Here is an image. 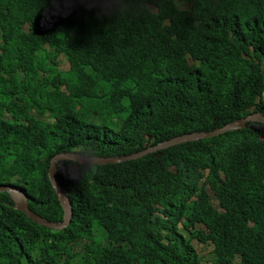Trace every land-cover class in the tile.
I'll list each match as a JSON object with an SVG mask.
<instances>
[{"label": "trees", "instance_id": "1", "mask_svg": "<svg viewBox=\"0 0 264 264\" xmlns=\"http://www.w3.org/2000/svg\"><path fill=\"white\" fill-rule=\"evenodd\" d=\"M257 112L264 0H0V184L49 221L56 154L129 155ZM59 170L70 225L0 193V264H202L194 238L218 264H264L262 123Z\"/></svg>", "mask_w": 264, "mask_h": 264}, {"label": "water", "instance_id": "2", "mask_svg": "<svg viewBox=\"0 0 264 264\" xmlns=\"http://www.w3.org/2000/svg\"><path fill=\"white\" fill-rule=\"evenodd\" d=\"M251 122H259L264 124V114L257 112L251 114L247 117L237 119L223 127L217 128L211 131H202V132H193L190 134H185L182 136L174 137L173 139L160 142L155 146L147 147L144 150L124 155V156H113V157H98V156H83L77 153H59L56 154L50 162V167L48 171V179L49 182L54 189L58 201L62 204V208L64 211V217L62 221L52 222L46 218L41 217L37 213L31 210L29 206V199L26 192L14 185H3L0 184V193L7 192L11 196L14 201L15 208L25 214L30 220L37 223L40 226L48 227L50 229H63L66 226H69L72 218H73V205L67 194V192L63 189L62 184V172L59 170V166H62V163L65 161H75L81 164L86 165H106V164H119L130 160L139 159L143 156L157 153L158 151L168 149L170 147L188 143L199 141L203 139L213 138L216 136H220L229 131L244 129Z\"/></svg>", "mask_w": 264, "mask_h": 264}, {"label": "rangeland", "instance_id": "3", "mask_svg": "<svg viewBox=\"0 0 264 264\" xmlns=\"http://www.w3.org/2000/svg\"><path fill=\"white\" fill-rule=\"evenodd\" d=\"M177 5L180 9H186L189 6L186 3H177ZM53 62L58 63L60 69L68 70L71 67V62L69 61L67 56L63 53L56 54L53 57ZM202 226H203L202 224H198L197 228H200ZM98 233L102 234V231L100 230ZM193 242L196 245V248L202 254V257H203L202 258V264H218L217 262L214 261L215 255H214V252L212 251V247H211L210 243L201 242L197 238H194Z\"/></svg>", "mask_w": 264, "mask_h": 264}]
</instances>
